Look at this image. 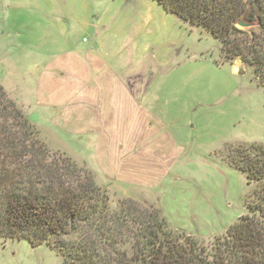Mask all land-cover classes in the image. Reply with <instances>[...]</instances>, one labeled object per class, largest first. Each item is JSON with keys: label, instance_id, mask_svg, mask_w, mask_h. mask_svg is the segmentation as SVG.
I'll use <instances>...</instances> for the list:
<instances>
[{"label": "rangeland", "instance_id": "1", "mask_svg": "<svg viewBox=\"0 0 264 264\" xmlns=\"http://www.w3.org/2000/svg\"><path fill=\"white\" fill-rule=\"evenodd\" d=\"M116 80L128 104L109 108L100 99ZM0 85L47 166L70 159L112 210L153 208L176 240L211 248L258 204L259 183L226 153L264 149V66L229 62L219 40L153 0H0ZM0 264L63 258L0 238Z\"/></svg>", "mask_w": 264, "mask_h": 264}, {"label": "trees", "instance_id": "2", "mask_svg": "<svg viewBox=\"0 0 264 264\" xmlns=\"http://www.w3.org/2000/svg\"><path fill=\"white\" fill-rule=\"evenodd\" d=\"M153 1L219 40L229 62L241 58L264 66V0ZM241 20L258 22L259 33L239 29ZM0 118V238L47 245L63 264H264V149H256L254 158L240 148L226 153L227 161L243 165L247 179L259 183L260 196L250 215L209 248L191 237L176 240L153 208L123 201L112 210L107 194L70 159L62 168L47 166L29 143L35 125L1 85ZM7 121L20 123V131Z\"/></svg>", "mask_w": 264, "mask_h": 264}, {"label": "crops", "instance_id": "3", "mask_svg": "<svg viewBox=\"0 0 264 264\" xmlns=\"http://www.w3.org/2000/svg\"><path fill=\"white\" fill-rule=\"evenodd\" d=\"M85 67V66H84ZM87 70H88V72H89V69L87 68V67H85ZM88 72L87 71H83L82 73H83V77H85V76H91V73H90V75H87L88 74ZM108 79V78H107ZM104 80H101V82H103ZM117 81V80H116ZM115 83V81H112L111 83ZM110 83V84H111ZM117 83H120V85H118L119 87H117L116 88V86L117 85H114L113 86V88L112 87H110L109 85H107V83H104V84H106L107 86H109L110 87V89L111 90H108V92H110L111 93V98L110 99H105V98H103V99H100L101 101H102V105L106 102V105L110 108H118V107H122V106H126L127 104H128V102L127 101H125L126 100V98L124 99V96H123V94H125L124 93V91H125V88L123 87V83L122 82H120V81H117ZM101 85V83L99 84V86ZM59 86H62V84L60 83L59 84ZM89 86V85H88ZM89 88V90H87L89 93H91V94H93V91L91 90V88H90V86L88 87ZM57 92H58V95L59 96H61L62 97V87H60V90L58 91L57 90ZM126 95V94H125ZM114 98L116 99V101H114ZM119 98V99H118ZM113 99V100H112ZM91 106H93L94 108H98V107H100L101 106V102L100 101H97V100H93V104L91 105ZM102 107V106H101ZM114 113H113V111H110V114H109V116L108 117H114V115H113ZM107 121V120H106ZM106 121L104 122V123H106ZM103 123V124H104ZM99 139L100 140H104L105 138H104V135H103V132L100 130L99 131ZM103 138V139H102Z\"/></svg>", "mask_w": 264, "mask_h": 264}, {"label": "water", "instance_id": "4", "mask_svg": "<svg viewBox=\"0 0 264 264\" xmlns=\"http://www.w3.org/2000/svg\"><path fill=\"white\" fill-rule=\"evenodd\" d=\"M236 26L241 30L248 31L249 28H252L254 26H260V24L258 22H249V21L241 20L237 23Z\"/></svg>", "mask_w": 264, "mask_h": 264}]
</instances>
